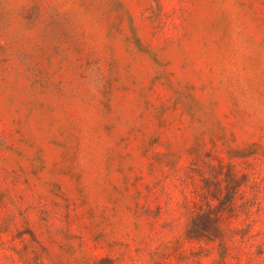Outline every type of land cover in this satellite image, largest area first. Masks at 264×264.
<instances>
[{"label": "rangeland", "instance_id": "rangeland-1", "mask_svg": "<svg viewBox=\"0 0 264 264\" xmlns=\"http://www.w3.org/2000/svg\"><path fill=\"white\" fill-rule=\"evenodd\" d=\"M0 264H264V0H0Z\"/></svg>", "mask_w": 264, "mask_h": 264}]
</instances>
